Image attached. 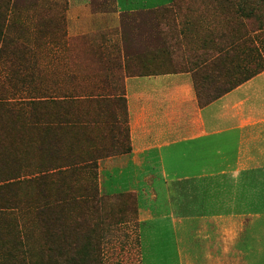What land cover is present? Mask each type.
Segmentation results:
<instances>
[{"label":"crops","instance_id":"1","mask_svg":"<svg viewBox=\"0 0 264 264\" xmlns=\"http://www.w3.org/2000/svg\"><path fill=\"white\" fill-rule=\"evenodd\" d=\"M66 1V37L90 43L53 48L61 100L84 121L76 142L94 135L100 192L134 201L113 205L125 220L115 233L130 235L82 238L77 264H264V69L238 81L249 53L254 60L243 36L204 23L173 42L158 13L175 0H113L135 18L115 35L94 0ZM116 36L121 45L103 43ZM120 60L133 61L129 73ZM50 128L35 129L42 148L29 168L52 160ZM5 242L15 247L0 251V264H29V246Z\"/></svg>","mask_w":264,"mask_h":264},{"label":"rangeland","instance_id":"2","mask_svg":"<svg viewBox=\"0 0 264 264\" xmlns=\"http://www.w3.org/2000/svg\"><path fill=\"white\" fill-rule=\"evenodd\" d=\"M65 6L64 0H0V98L26 97L37 102L28 108L27 125H22L21 118L4 114L0 124V180H13L7 187L0 183L4 185L0 189V251L15 247L5 242L15 239L19 251L26 252L29 246V264H77L82 238L94 235L102 242L111 234L130 235L120 227L115 233V224L125 220L115 216L113 205L130 208L134 201L127 197L116 202L100 192L98 160L90 148L94 135H87L84 143L76 142L75 128L84 121L77 116L74 101L61 100V96L67 98L66 87L59 82L65 70L53 48L79 40L90 43L84 37L70 41L66 37ZM94 11L110 15L115 35L119 24L129 26L135 21L119 15L113 0H94ZM158 15L165 26L162 34L173 42L204 23L241 34L245 51L254 60L249 53L238 81L264 66L260 53L264 51V0H175ZM256 41L262 46L259 50ZM103 43L121 45L118 36ZM132 62L120 60L119 64L123 69L126 65L129 73ZM40 126L51 127L52 160L45 166L37 160L36 167L31 163L29 168L28 160L42 148L35 144L43 135L35 131ZM59 129L65 131L62 144L56 139L63 134Z\"/></svg>","mask_w":264,"mask_h":264},{"label":"trees","instance_id":"3","mask_svg":"<svg viewBox=\"0 0 264 264\" xmlns=\"http://www.w3.org/2000/svg\"><path fill=\"white\" fill-rule=\"evenodd\" d=\"M64 2L66 3L65 9L67 11L68 8V4L67 1L64 0ZM65 19V18H64ZM261 53V52H260ZM262 55V54H261ZM261 58H263V55L261 56ZM262 60V59H261ZM264 69L261 68L259 71H262ZM258 71H256L255 73L251 74L250 76H248L247 78H245L243 81L247 80L248 78H250L251 76L255 75ZM144 72L139 71L137 74H142ZM231 85H229L230 88ZM6 98H0V124L3 123L5 117L3 116V114L7 117H12V118H21L22 121V125H27L28 124V108L31 105H36V101H31L26 97H20L19 99H14V100H8ZM44 101H42L43 103ZM13 180L10 179H5V180H0V183H3L5 185V187L7 186H11V184L13 182H11ZM4 185H0V189H2ZM7 185V186H6Z\"/></svg>","mask_w":264,"mask_h":264}]
</instances>
